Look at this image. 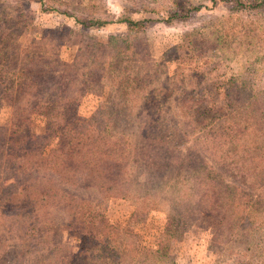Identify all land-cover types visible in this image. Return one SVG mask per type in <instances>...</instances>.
I'll list each match as a JSON object with an SVG mask.
<instances>
[{
    "label": "trees",
    "instance_id": "obj_1",
    "mask_svg": "<svg viewBox=\"0 0 264 264\" xmlns=\"http://www.w3.org/2000/svg\"><path fill=\"white\" fill-rule=\"evenodd\" d=\"M39 1L41 10L74 17L83 29H54L79 45L69 65L56 63L44 35L24 51L13 47L14 35H0V118L6 119L0 120V218L10 224L3 235L0 222V264L171 263L170 236L163 233L149 248L132 226L101 216L113 188L145 200L165 196L181 224H189L190 213L194 220L213 218L214 238L224 250L240 235V250L250 249L245 230L259 216L248 212V187L264 199V0H222L231 3L227 16L199 35H185L158 60L135 58L142 51L138 35L126 42L89 39L88 27L114 22L101 13L108 0H89L82 14L65 0ZM119 1L127 12L152 11L170 21L192 17L204 0ZM205 59H219L214 68L228 100L213 117L198 94L204 66L212 62ZM234 59H244L243 70L231 66ZM10 68L18 74L10 75ZM88 91L101 99L86 118L75 109ZM173 104L181 127L163 118ZM35 119L43 131L33 129ZM62 124L73 128L65 140ZM195 134L193 142L203 140V148H183ZM220 170L234 171L242 185L227 183ZM147 171L150 179L141 180ZM69 229L81 234L80 256L64 241Z\"/></svg>",
    "mask_w": 264,
    "mask_h": 264
},
{
    "label": "rangeland",
    "instance_id": "obj_2",
    "mask_svg": "<svg viewBox=\"0 0 264 264\" xmlns=\"http://www.w3.org/2000/svg\"><path fill=\"white\" fill-rule=\"evenodd\" d=\"M65 1H67V6L71 11L79 14L84 13V7L89 4V0ZM2 4H5L4 7L6 12L0 16V35L3 33L14 35L13 37H16L13 42V47L15 49L22 51L27 50L29 46H32L35 39H40L44 35L47 39V43L43 44L55 48L53 57L56 63L60 65H69L72 62L79 45L70 40V37H72L70 33L63 36L55 33L54 29H63L66 27L69 30H82L83 27L74 17L67 16L59 11L41 10V2L39 0H0V8L3 7ZM202 5L203 7L192 17L175 18L166 21L156 12L131 13L123 9L119 0H108L107 3L102 5L101 13L113 17L114 22L103 26H90L86 29V32L90 40H104L107 42H126L130 41L132 36L138 35L142 51L138 54H134L135 58L158 60L157 58L162 56L168 48L180 44L185 35L196 36L201 33L203 28L208 30L209 27L215 26L220 16H227L225 12L228 7L231 6V3L222 0H204ZM126 18L132 19V22L130 23L122 20ZM222 19L224 18H221L220 21ZM244 19L248 22L251 21L247 17ZM57 38H59V42ZM235 51L239 50L233 48V53ZM240 52L245 53L243 50ZM186 54L187 58H185V61H188V57L192 55V51L186 52ZM4 55L5 54L0 55L1 58H3ZM194 60L195 59H193V63H195ZM205 60L212 62L204 66L208 72L202 80L200 79L201 81L198 80V94L204 100L205 109L208 112L207 114L213 117L227 106L228 100L222 92L221 86L223 80L220 78V72L214 68L217 64L216 61L219 59ZM234 60L235 62H233L231 66H238V68L243 70L244 59ZM195 64L197 65V63ZM231 66L226 68L229 73L232 72ZM156 68L162 69L160 66ZM169 68L175 69L176 64H170ZM5 69L6 68H4V70ZM12 71H14V68L8 69L7 72L10 75L14 73L13 77L18 74V72L15 73ZM156 81L158 80L154 82ZM100 99L101 97L97 93L91 91L86 92L75 109L76 113L86 118L91 117L98 108ZM165 108L166 105L164 109ZM4 117L5 116L1 117L0 120H6ZM163 118L173 127H181L183 124V121L180 120V114L177 109H175L174 104L167 108V112H165ZM43 128L44 123H40L39 120L35 119L33 122V129L41 132ZM58 132L63 137V140H65L73 134V128L69 125L62 124ZM207 133L208 130H205V135ZM196 137H198V134L187 137L186 144L183 148H201L203 140L201 143L195 144L193 141ZM199 153H201V151H199ZM207 160L211 165H214L216 169H219L218 165L211 159L207 158ZM33 174H35L34 170ZM40 174H43V172H40ZM151 174L152 171H147L142 173L139 178L141 180H148ZM220 175L227 183L242 185V183H239L237 180L234 171L228 173L227 171L220 170ZM247 190L252 194L248 203V212L254 211L258 213L259 216L258 223L256 225H251L245 230L249 233L252 241L246 246H251L248 250L247 248L242 251L240 250L241 245L245 244V238L241 237V235L234 238L235 241L229 242L224 250V248L221 247L223 244L219 245L214 238L213 218L195 217L194 220V214L190 213L189 218H186L189 224H181L180 220L173 216L175 215L172 211L173 202L165 196L153 200H145L141 198L138 192H127L121 188H113L109 192L108 200L101 216L112 224L132 226L134 231L141 236L143 244L149 248L155 247L160 242L163 233L170 236L172 241L169 251L171 263L168 264H263L264 199L257 197L255 195L256 191L250 187H248ZM4 210L7 213L9 212L6 208H4ZM134 213L137 215H133ZM221 213L222 205L221 208L216 211V215H221ZM0 222L4 226V230H2L3 235L4 232L9 233V221L1 217ZM239 229L242 228L239 227ZM64 234V241L69 243L71 251L76 256H80L82 253L80 232L69 229L65 231ZM30 256L32 258V255ZM22 264H27V261Z\"/></svg>",
    "mask_w": 264,
    "mask_h": 264
}]
</instances>
